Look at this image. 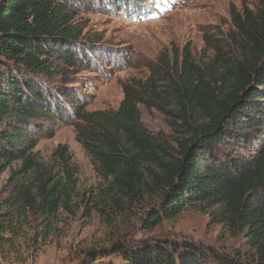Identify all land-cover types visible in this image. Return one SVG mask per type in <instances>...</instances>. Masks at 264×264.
<instances>
[{
	"label": "trees",
	"instance_id": "16d2710c",
	"mask_svg": "<svg viewBox=\"0 0 264 264\" xmlns=\"http://www.w3.org/2000/svg\"><path fill=\"white\" fill-rule=\"evenodd\" d=\"M79 1L85 0H0V173L11 169L0 193V249L30 230L49 233L77 187L68 146L58 144L45 166L30 128L55 114L41 81L64 73L63 63L77 62L72 43L82 29L73 23L71 6ZM230 15L234 28L211 57L197 59L190 43L165 49L147 79L123 86L117 109L79 106L74 124L98 173L119 195L166 189L146 229L187 208H217L246 232L255 253L242 259L190 241L133 238L112 244L115 261L96 263L110 251L101 248L87 250L79 264H205L207 254L219 264H264V6H232ZM140 105L164 113L180 131L177 154L144 126ZM235 136L257 139V146L250 153H221ZM207 154L210 162L203 160ZM146 164L159 170L151 172L152 184Z\"/></svg>",
	"mask_w": 264,
	"mask_h": 264
},
{
	"label": "rangeland",
	"instance_id": "374dc122",
	"mask_svg": "<svg viewBox=\"0 0 264 264\" xmlns=\"http://www.w3.org/2000/svg\"><path fill=\"white\" fill-rule=\"evenodd\" d=\"M73 4L77 14L73 23L82 29L78 42L72 43L77 62L63 63L64 73L41 81L55 114L38 119L30 130L36 157L45 166L51 165L58 144L68 146L77 169V187L68 206L57 213L53 229L41 236L30 230L5 245L0 249V264H79L87 250L101 248L110 251L96 263L115 261L112 244L133 238L190 241L218 255L242 259L253 255L246 232L233 226L217 208H187L174 219L146 229L145 219L152 208L160 207L166 189L135 197L119 195L98 173L77 138L74 123L79 106L88 111L117 109L124 96L123 86L133 78L147 79L165 49L182 50L190 43L197 59L211 57L216 45L234 28L231 7L256 10L264 6V0H85ZM140 112L148 131L170 153L177 154L180 131L167 115L144 105ZM242 140L239 136L229 138L221 153H250L257 146V139ZM203 160L210 162L209 155ZM144 168L152 184L151 172L159 171L158 167L146 164ZM10 173V168L0 173V193ZM205 259V264H219L209 254Z\"/></svg>",
	"mask_w": 264,
	"mask_h": 264
}]
</instances>
